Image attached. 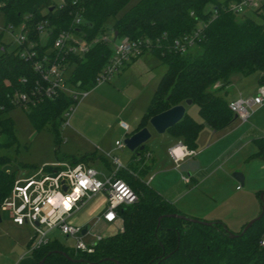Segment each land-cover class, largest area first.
<instances>
[{
    "label": "trees",
    "instance_id": "obj_1",
    "mask_svg": "<svg viewBox=\"0 0 264 264\" xmlns=\"http://www.w3.org/2000/svg\"><path fill=\"white\" fill-rule=\"evenodd\" d=\"M129 1L0 0V13L4 25L24 24L30 40H36L33 26L46 19L51 32L45 48L55 33L68 29L73 13L81 17L79 31L85 40L104 34L105 23L111 18L110 30L117 38L157 41L150 53L164 71L136 129L125 135L146 127L152 116L189 100L196 106L201 122L184 113L166 133L194 150L202 126L218 131L232 122L225 99L232 76L257 73L258 86H264V5L252 12L258 20L242 15L238 21L227 6L239 0H137L116 18ZM1 36L0 33V46L4 48L0 51V202L15 180L14 173L4 169L9 162L4 152L17 143L13 123L6 113L16 107L13 96L29 93L35 79L29 63L18 57L16 49L7 51ZM184 36H196L197 53L172 49L173 40ZM110 54L109 44L97 43L83 55L66 57L70 65L67 83L84 90L93 88L95 76ZM72 104L61 94L51 100L43 99L25 111L35 130L47 125L56 130L62 114ZM253 143L256 150L251 158L264 162V137ZM131 155V162L117 173V178L136 196L133 204L116 210L121 228L95 242L90 253L65 250L57 239L51 240L30 252L34 264L41 260L42 264H264V247L259 246L264 234V204L258 212L260 218L243 233L244 226L232 233L218 221L184 216L143 181L149 159L146 148ZM76 162L71 160L69 164ZM103 162L108 167L105 158ZM50 169L46 166L44 170Z\"/></svg>",
    "mask_w": 264,
    "mask_h": 264
},
{
    "label": "built area",
    "instance_id": "obj_2",
    "mask_svg": "<svg viewBox=\"0 0 264 264\" xmlns=\"http://www.w3.org/2000/svg\"><path fill=\"white\" fill-rule=\"evenodd\" d=\"M263 5L264 0H239L230 2L227 10L236 16L242 10L252 13ZM81 22V17L73 13L68 29L55 33L51 44L46 48L47 37L51 32V26L46 19L38 21L31 29L36 40L28 38V30L24 24L18 26L19 34L13 37L16 44L14 49L21 60L29 63L35 79L29 93H16L13 96V105L27 110L43 99L51 100L61 94L65 95L73 102L62 114L64 124H67L72 106L81 95L67 83L70 65H67L66 57L83 55L97 43L109 44L111 54L95 76L96 85L109 81L129 59L136 58L143 52H150L157 45V41H132L125 36L119 37L118 44H114L117 37L113 38L112 30L85 40L79 31ZM13 28L15 27L4 25L3 30L10 33ZM195 37L177 38L173 40L171 47L176 52L184 53L194 46ZM3 50L2 45L0 51ZM263 103L264 86H258L253 96L229 101L227 109L244 122L249 111ZM118 127L124 134L127 133L128 127L125 123H118ZM114 147L122 149L124 146L121 141H116ZM194 154V150L187 149L180 142L167 149V155L175 168L184 158L193 157ZM103 156L110 171L106 177L102 176V180L97 178V173L91 167L82 163L66 162L51 164L50 171H45V166L29 178L14 180L9 194L0 202V213H5L12 225L30 228L32 238L28 246L29 252L46 245L50 242L49 236L56 232L59 236L74 240V251L90 253L93 244L86 245L81 241L82 228L70 224L68 218L78 210L83 201L97 194L102 195L104 201V208L98 219L108 225L117 224V229L121 228V219L116 210L133 204L136 196L125 182L117 178V173L122 168L117 159L110 155ZM181 180L187 182L188 179L181 177ZM99 240V237L95 238V242ZM259 246L264 247L263 237Z\"/></svg>",
    "mask_w": 264,
    "mask_h": 264
},
{
    "label": "rangeland",
    "instance_id": "obj_3",
    "mask_svg": "<svg viewBox=\"0 0 264 264\" xmlns=\"http://www.w3.org/2000/svg\"><path fill=\"white\" fill-rule=\"evenodd\" d=\"M136 1L130 0L116 15V18ZM243 14H249L254 20H258L250 11L246 10L240 11L236 15V20L239 21ZM4 23L3 16L0 13L1 42L5 45L6 50L10 51L16 46L13 37L18 36L20 28L17 26L12 29V32L7 33L9 31L3 30ZM112 23L113 19L111 18L106 21L105 27L107 30H110ZM118 42L119 39L117 38L114 44H118ZM188 51L197 53L199 50L195 46H192ZM129 62L128 70L126 69L127 71L116 82H114V78L117 76L113 75L115 77L111 80L96 84L91 89L76 88L81 96L78 97L77 103L72 106V112L69 114L67 124H64L63 119L57 125L56 130L50 125L35 130L28 121L25 110L19 107L10 109L6 113V116L13 123L17 143L15 148L4 152L9 158V162L4 165V169L13 172L14 178L17 180L29 178L39 168L50 166L56 162L70 163L71 160H77V164L82 163L91 167L97 173L99 180H102V176L106 177L110 170L103 162L105 157L100 153V148L98 147L99 139H104L103 144L105 145H112L114 140L122 142L126 138V135L118 129V123H125L130 127V131L136 126L139 120L138 115L139 113H143L142 111L147 107L164 69L163 65L149 55H143L137 58L135 62ZM254 75L257 76V73L248 75L247 79L249 78L250 80V77ZM248 97L245 96L243 99ZM196 111V106L190 104L186 107L185 113L195 121L201 122ZM136 117L137 120H135ZM233 123L239 125V130L228 133L229 129L223 128L224 130L221 129L215 131L214 134L211 133L213 139L220 138L218 140L219 143L215 146L216 148L224 147L226 144L233 142L241 133L253 131L259 134V137H264V103L259 107L251 109L246 121L241 122L235 118ZM158 136L153 132L144 146L152 150L154 145H156L155 140ZM251 139L253 138H249L248 141L252 142ZM250 144L252 145V143ZM246 149L244 148L238 154L239 158L244 153L248 155L246 154ZM198 150H200V147L197 145L196 151ZM214 150L215 148L212 149V152ZM129 153L124 147L119 152L120 158L118 162L120 165L123 163L121 166L125 165L124 159ZM104 155L106 154L104 153ZM235 167H238L239 170L233 173H239L243 177L241 189L248 188L253 194L259 192L258 196H255L256 202L259 206V196L262 194L261 203L264 204V167L255 159L249 158L240 161ZM150 172L149 170L146 173L145 178H147ZM94 199L95 201H92L88 206V210H86V215L89 216V219L87 224L84 225V227L89 228L90 234L81 238V241L86 245L94 244L96 237L106 238L114 233L108 224L97 219V214H92L97 207L102 205L103 196L97 194L94 196ZM73 216L71 215L68 218L69 223L73 220ZM5 218L6 214L0 213V264H10L15 258H20L21 256L32 259L28 251L32 231L29 227L25 226L21 230H18L15 235L9 233L2 227ZM56 235L57 233L53 232L49 236L50 240ZM57 243L65 250H73L75 244L73 239L62 236L57 237Z\"/></svg>",
    "mask_w": 264,
    "mask_h": 264
},
{
    "label": "crops",
    "instance_id": "obj_4",
    "mask_svg": "<svg viewBox=\"0 0 264 264\" xmlns=\"http://www.w3.org/2000/svg\"><path fill=\"white\" fill-rule=\"evenodd\" d=\"M244 15L247 16L249 14H243V16ZM143 55H149L158 62L150 52H143L140 56L129 59L119 71L114 74L117 77L114 76V78L112 76L114 82L118 81L128 70L129 61V63L135 62L137 58ZM119 72L121 73L119 74ZM247 77L248 76L242 77L235 75L230 78L229 85L225 89V99L227 102L236 98H244L245 96L251 97L255 94L258 88L257 76L254 75L250 77V80L249 78L247 79ZM186 107L188 106L184 107L185 111ZM141 115L142 113H139L138 116L140 117ZM135 120H137V117ZM233 122L234 119L224 128L227 130L229 129L228 133L239 130V125ZM136 126L130 131V127L127 125V133L134 131ZM146 128L151 135L153 132L148 124ZM118 129L121 130L119 127ZM211 133L214 134L215 131H212L205 125L202 126L196 138V147L198 145L200 150L196 151L195 148L194 156L184 158L177 168L174 167L166 151L169 147L179 143V140L171 137L166 132L159 135L155 140L156 145H154L152 150L144 146L149 153L146 173L149 172V170L151 172L147 178H145V173L143 181L147 186H151L150 188L154 189L163 199L171 203L180 214L209 222L218 221L222 223L227 230L236 233L247 221L258 214L260 204L258 206L255 198L256 195L250 192L248 188L241 189L243 185L239 186L232 178V174L236 170H239L238 167L235 166L239 164L240 161H244L247 158L252 159L251 156L256 150L253 140L261 137L253 131L241 133L233 142L226 144L224 147L216 148L215 146L219 143L218 140L220 138L213 139ZM249 138H253L251 139L252 142L248 141ZM103 140L104 139H99L98 141L100 153L102 155H104V153L110 155L119 161V152L121 149H116L114 147V142L119 140H114L112 145L103 144ZM250 143H252L253 146ZM214 148L215 150L212 152ZM244 148H247L246 154L248 155L244 153V155L239 158L238 154ZM131 157V153L125 156L124 166L131 162ZM255 160L264 167V162L258 159ZM122 164L123 163H121V165ZM181 177L187 178V182L181 180ZM94 196L83 201L79 206L80 209L78 208V210L72 214L74 215V218L72 217L73 220L70 222L72 225L79 226L82 229L84 228V225L87 224L89 219V216L86 215V210H88V206L91 202L95 201ZM86 202L88 203L84 206ZM103 208L104 201L92 214H97L96 217L98 219ZM3 222L4 224H2V227L14 235L18 230L25 227H16L12 225L7 215ZM109 226L115 233L118 227L117 224ZM87 234H90L88 227L82 235V238ZM57 237H59L58 234L52 240L57 239ZM10 264H34V261L31 258L21 256L20 258H15Z\"/></svg>",
    "mask_w": 264,
    "mask_h": 264
},
{
    "label": "water",
    "instance_id": "obj_5",
    "mask_svg": "<svg viewBox=\"0 0 264 264\" xmlns=\"http://www.w3.org/2000/svg\"><path fill=\"white\" fill-rule=\"evenodd\" d=\"M112 35H113V38L116 37L115 32H113ZM190 104L191 102L189 100H185L183 105L174 106L168 110H165L157 115L152 116L151 118L148 119V122H147L148 126L157 135H161L165 133L166 130L174 126L177 122H179L182 119L185 113L184 107L189 106ZM235 118L236 117L233 116V119ZM149 137H150V132L146 127H144L134 132L133 134L127 136L122 141V143H123L124 148L128 152L130 153L138 152L144 149V144L149 139ZM232 178L239 184V186L243 185V177L241 174L233 173ZM261 200H262V194L259 196V201L262 202ZM262 205L263 203H261L260 211L262 210V207H263ZM260 216H261V213H259L254 219L247 222L242 228L241 233L246 231L256 220L260 218ZM172 217H176V216H172ZM86 230H87V227H84L81 230V235H83ZM37 264H42V260L38 262Z\"/></svg>",
    "mask_w": 264,
    "mask_h": 264
}]
</instances>
